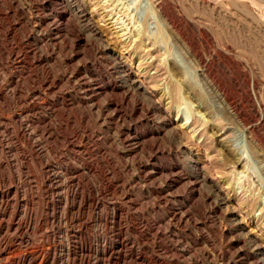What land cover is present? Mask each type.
Masks as SVG:
<instances>
[{"label": "rangeland", "instance_id": "rangeland-1", "mask_svg": "<svg viewBox=\"0 0 264 264\" xmlns=\"http://www.w3.org/2000/svg\"><path fill=\"white\" fill-rule=\"evenodd\" d=\"M0 264H264V0H0Z\"/></svg>", "mask_w": 264, "mask_h": 264}, {"label": "bare ground", "instance_id": "bare-ground-1", "mask_svg": "<svg viewBox=\"0 0 264 264\" xmlns=\"http://www.w3.org/2000/svg\"><path fill=\"white\" fill-rule=\"evenodd\" d=\"M173 125V124H172ZM177 129V128H176Z\"/></svg>", "mask_w": 264, "mask_h": 264}]
</instances>
